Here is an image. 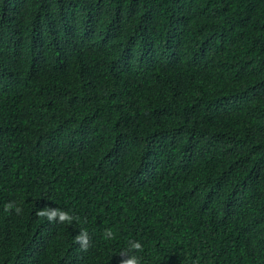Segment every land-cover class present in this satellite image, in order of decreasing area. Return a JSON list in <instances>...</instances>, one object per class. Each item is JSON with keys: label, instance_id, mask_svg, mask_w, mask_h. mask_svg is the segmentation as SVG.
I'll list each match as a JSON object with an SVG mask.
<instances>
[{"label": "trees", "instance_id": "trees-1", "mask_svg": "<svg viewBox=\"0 0 264 264\" xmlns=\"http://www.w3.org/2000/svg\"><path fill=\"white\" fill-rule=\"evenodd\" d=\"M129 239L264 264V0H0V264H120Z\"/></svg>", "mask_w": 264, "mask_h": 264}, {"label": "clouds", "instance_id": "clouds-1", "mask_svg": "<svg viewBox=\"0 0 264 264\" xmlns=\"http://www.w3.org/2000/svg\"><path fill=\"white\" fill-rule=\"evenodd\" d=\"M4 211L6 213L15 212L16 215L22 214L23 209L15 202L8 201L4 205ZM36 215L46 218L50 223H68L71 224L74 220H78V217L70 214L69 211L62 208H53L51 206L40 208ZM105 239H114L115 234L110 228L104 230ZM74 243L79 245L80 249L87 251L91 245V237L86 230H81L74 237ZM144 251V245L139 240L129 239L124 249L119 252L121 256L120 264H142V256L138 253Z\"/></svg>", "mask_w": 264, "mask_h": 264}]
</instances>
